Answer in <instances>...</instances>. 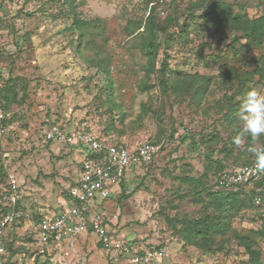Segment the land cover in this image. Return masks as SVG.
<instances>
[{"label":"rangeland","instance_id":"374dc122","mask_svg":"<svg viewBox=\"0 0 264 264\" xmlns=\"http://www.w3.org/2000/svg\"><path fill=\"white\" fill-rule=\"evenodd\" d=\"M224 1L234 12L244 7L250 17L264 15V0ZM143 3L0 0V79L11 76L19 94L26 90L20 105L6 108V131H0V173L4 172L0 207L6 203L12 178L19 187L20 207L29 215L40 208L46 214L56 212L65 200L77 178L81 154L63 142L43 139V131L56 116L87 122L95 133L127 146L167 139L173 128V138L148 169L134 168L115 193L97 199L91 209L101 211L116 233L152 245L167 242L168 255L154 264H251L244 247L232 238L224 241L220 250L208 253L184 245L172 225L179 228L178 219L198 217L205 205L193 184L181 179L185 175L198 177L204 169L206 148L193 146L192 139L216 130L222 142L230 145L242 123L237 118L234 130L223 121L227 96L232 95V102L238 101L239 107L249 90L264 92V82L257 75L243 85L228 84L221 73L231 68L239 74L253 70L255 60L264 54V43L254 46L229 29H205L203 8L187 10V5L181 4L175 12L165 11L156 21L163 23L166 15H171L175 23L168 33L178 32L185 23L188 34L181 39L177 34L175 41L168 42L165 34L157 32V66L167 58L171 70L211 79L200 97H192L188 89H171L160 98L155 74L145 76L148 56L143 43L148 31L144 22L149 11ZM74 17L91 23L81 41L79 31L69 28ZM235 36L238 40H232ZM100 66L106 67L108 75ZM146 82L149 89L139 88ZM182 135H186L183 141L179 140ZM212 143L220 145L215 139ZM237 147L240 151L232 152L236 158H229L225 168L252 160L255 155L249 148L264 147V137L255 142L245 137ZM217 174L207 175L204 186L214 189ZM252 188V184L244 186L246 192ZM259 196L258 203L254 195L252 204L248 202L237 211L230 225L250 237L259 250L260 264H264V195ZM12 234L17 249L7 264H130V254L111 260L91 230L59 249L40 245L27 221Z\"/></svg>","mask_w":264,"mask_h":264},{"label":"trees","instance_id":"16d2710c","mask_svg":"<svg viewBox=\"0 0 264 264\" xmlns=\"http://www.w3.org/2000/svg\"><path fill=\"white\" fill-rule=\"evenodd\" d=\"M152 1L156 0H147L143 3L145 9L148 8L149 11L146 15L144 22V26L148 31V37L143 43V51L148 56L147 63L145 66V76L149 78L151 74H155L157 81L156 84L159 89L160 98L161 96H167L168 92L171 89H173L174 91H178L179 89H188L191 90L192 97H200L207 88L206 86L208 84V81L211 79L209 76H201L197 74H184L180 73L179 71L171 70L167 58L161 60V62L157 66V32L165 34L168 42L175 41V36L177 34L178 38L181 39L187 37L188 33L185 23L180 27V30L178 32L173 31L172 33H168V27L175 23V20L173 17H171V15L167 14L164 20L162 21L163 23H158L156 21V17H159L160 13L158 12L156 5H149ZM181 4H186L187 10H194L200 8L204 9L201 18L203 22V27L205 29L213 28L216 31L229 29L235 32H239L240 36L247 43L253 44L254 46H261L264 43V15H260L258 17H250L244 7H241L242 11L234 12L232 10L231 5L229 3H226L224 0H194ZM181 4L172 3L165 9L166 11L174 10L175 12V10ZM90 24L91 23L87 22L82 18L74 17L69 28L71 31H79L78 41H81L84 38L87 28ZM138 25H140V22ZM232 40H238V37L235 36L232 38ZM100 68L101 72L105 76L106 74L108 75L106 67L102 68V66H100ZM255 75L258 76L259 81L264 82V54L260 55V57L255 60V68L251 71L239 74L233 68H231L227 72L221 73V76L226 79V82L228 84H232L235 82L242 83L243 85L248 82H252L253 77ZM199 79L201 82L198 83V86H193L195 82ZM150 86L151 85H148V83L146 82L143 85H139V88L149 89ZM25 91L26 90L24 88V91L21 94L18 93L16 80L11 76L4 80L0 79V109L3 110L5 113L7 107L20 105L21 101L25 97ZM232 100V95L227 96V101L229 102V104L226 113L224 114L223 121H226L227 124L235 130L237 128V124L234 122L238 118L237 114L239 112V107L238 101L232 102ZM159 110H162L161 107ZM5 124L6 117L0 120V128L3 127ZM87 127L91 129L88 124ZM174 132L175 130L171 128L168 131L167 139L162 138L160 140L157 138L154 140H148L149 142L160 146V149L155 158H157L161 153H163V150L168 146V140L173 138ZM96 134L100 138L105 139L107 142L114 144L122 143L112 140L111 137H109L108 135L101 133ZM184 138H186V135H182L179 140L183 141ZM200 138L201 139H192L191 144L193 146H205V155L203 156L205 160L204 169L201 175H199L198 177H191L185 175L181 179L186 182H189V184H193L194 190L198 192L199 200L202 201V197L203 199H205V205L203 206V209L201 210L198 217H185L178 219L180 227L176 228L175 224H173L172 226L174 229V233L181 237L184 245L194 246L208 253H212L215 250H220L223 247V242L228 240L229 238H232L239 245L244 247L246 253L248 254V260L249 262H251V264H260L259 250L255 249L252 246L253 241H251L248 235L238 233V231L231 227L230 219L241 208H245L248 202H251L252 204V198L254 195H264V180H257L251 183L243 184L236 189H226L223 187H218L217 179L219 174L223 171L232 170L237 167L231 165L225 168L229 158H236L235 156H233L232 152L238 151L239 149L237 145H235L233 142H231L230 145H227L226 143L222 142V138L219 136V133L216 130L212 131L210 134H202ZM214 139L218 141V143H220L219 147H217L216 144L213 145L212 141H214ZM201 140L202 142H200ZM153 160L148 163L142 164L140 167L148 169ZM255 160V156L252 160L246 159V161H244L242 165L252 164L253 162H255ZM1 168L3 169V164H0V171L2 170ZM209 174H217L214 181V189H211V187H207L206 185L204 186L206 180L205 177ZM3 176L4 172L0 173V177L2 178ZM124 180L120 183V185H123ZM248 184H252L253 188L250 191L246 192L244 186ZM257 189H260V191ZM6 192V203H3V205L0 207V215L10 211H22V214L14 219V221L8 226L6 232L4 233L5 246L8 251V257L5 264L9 262L10 257L17 249V247H13V234L15 233L11 235V232L15 229V227L21 225L26 221V213L20 207L19 200H17L15 204H10V188H8ZM68 193L69 189L66 194V198H68ZM113 193L115 192L112 191L110 196ZM40 218L41 215L38 212L32 215L30 214L31 220L38 221ZM32 234L33 238H35V240L40 245L44 247L53 248V245L50 242L41 243L36 237L35 232L33 230ZM163 244L168 245L167 242H162L157 245Z\"/></svg>","mask_w":264,"mask_h":264},{"label":"built area","instance_id":"2783aa9c","mask_svg":"<svg viewBox=\"0 0 264 264\" xmlns=\"http://www.w3.org/2000/svg\"><path fill=\"white\" fill-rule=\"evenodd\" d=\"M147 1V0H143ZM194 0H156L150 6H157L160 15L172 3H184ZM5 113L0 109V120ZM3 133L6 128L1 127ZM47 142L59 141L78 150L81 154L76 180L69 188L68 198L58 206L57 211L41 215L38 221L25 214L28 225L35 232L41 243L50 242L53 248L59 249L64 242L70 244L86 230H91L101 247L112 260L121 254H130V264H154L168 255V245H152L116 233L105 221L101 211L91 209L97 199L108 198L112 191L120 186L134 168L152 161L160 146L149 141L127 146L125 143L114 144L100 138L87 127L86 122L74 119L69 115L55 117L49 121L43 133ZM257 180H264V172L256 169L255 162L237 166L219 174L217 186L236 189L239 186ZM10 204L19 200L18 185L14 178L10 181ZM260 197H256V202ZM22 211H10L0 215V264H5L8 251L5 246L4 233L8 226ZM80 260L84 261L83 257Z\"/></svg>","mask_w":264,"mask_h":264},{"label":"clouds","instance_id":"9594fccd","mask_svg":"<svg viewBox=\"0 0 264 264\" xmlns=\"http://www.w3.org/2000/svg\"><path fill=\"white\" fill-rule=\"evenodd\" d=\"M238 118L242 128L234 137V144L240 145L245 137L253 142L264 137V92L256 89L249 90L240 102ZM249 151L256 157V169L264 172V147H250Z\"/></svg>","mask_w":264,"mask_h":264},{"label":"crops","instance_id":"0c3cea01","mask_svg":"<svg viewBox=\"0 0 264 264\" xmlns=\"http://www.w3.org/2000/svg\"><path fill=\"white\" fill-rule=\"evenodd\" d=\"M39 214L41 215H45L46 213L43 211L42 208L39 209V211H37ZM49 215V214H48ZM83 241H81L80 243H82Z\"/></svg>","mask_w":264,"mask_h":264}]
</instances>
